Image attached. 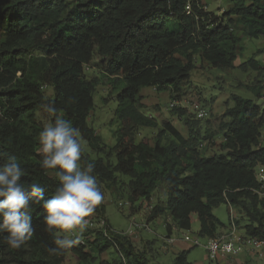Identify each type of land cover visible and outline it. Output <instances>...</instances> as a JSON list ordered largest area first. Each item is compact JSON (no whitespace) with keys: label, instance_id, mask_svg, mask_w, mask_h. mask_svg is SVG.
Returning a JSON list of instances; mask_svg holds the SVG:
<instances>
[{"label":"trees","instance_id":"trees-1","mask_svg":"<svg viewBox=\"0 0 264 264\" xmlns=\"http://www.w3.org/2000/svg\"><path fill=\"white\" fill-rule=\"evenodd\" d=\"M233 1L217 16L205 11L200 0H0V162L15 157L22 182L39 184L45 198H51L58 180L52 170L40 167L38 134L43 127L36 116L42 112L49 118L41 108L47 102L79 129L80 140L102 153L100 136L88 126L99 78L88 79L85 72L94 64L112 89L122 85L115 98L119 127L114 153H106L107 160L82 154V166L94 163L99 183L128 179L131 203L147 202L160 184L167 194L165 208L155 207L151 220L166 211L177 231H189L195 216L198 235L213 239L225 226L212 211L225 204L247 220L244 236L264 243V196L254 193L259 189L255 170L264 161V109L232 96L233 107L206 120L200 135L198 120H189L182 108H170L189 128L188 138L164 122L154 145L137 140L140 129L157 127L142 112V88L170 92L180 100L196 56L216 70L234 69L240 43L236 22L244 37L264 40V0ZM246 62L241 68L262 71L253 58ZM44 88L51 90L49 98ZM261 90L252 89L257 97ZM166 133L172 140L161 145ZM217 136L220 153L200 155L194 142L210 145ZM30 213L34 233L19 249L9 248L0 235V264H63L67 253L82 263L93 261L83 243L50 255L55 236L45 230L42 202L33 203ZM92 215L105 226L91 242L97 253L113 248L128 264H150L154 241L139 252L129 236L111 230L102 203ZM164 225L170 233L168 221ZM187 255L177 253L172 264H191Z\"/></svg>","mask_w":264,"mask_h":264},{"label":"rangeland","instance_id":"rangeland-1","mask_svg":"<svg viewBox=\"0 0 264 264\" xmlns=\"http://www.w3.org/2000/svg\"><path fill=\"white\" fill-rule=\"evenodd\" d=\"M248 3L251 0H241ZM235 1L233 0H200L203 9L214 15L221 16L224 12L229 10ZM235 20L237 18L233 17ZM236 34L240 38L238 58L235 61V68L228 71L216 70L208 64L201 62L199 58L195 57V69L190 75L188 82L181 86L180 100H174L170 92L157 93L153 88H142L140 95L142 96V104L144 106L142 112L149 117L155 119L157 127L154 129H140L137 132V140H146L150 146L154 145L157 139L158 132L164 128V122L170 123L184 138L190 136L189 128L184 126L182 121L170 111L169 105L173 101L181 103L182 108L186 111V116L189 120L194 119L192 107L199 105L208 112V118L199 121L200 125L197 128L202 135L204 133V125L206 120H214L221 117L226 110L233 107L234 103L232 96L251 101L255 106L264 109V40H250L243 36L242 27L239 22H236ZM254 59L259 63L262 71H255L250 68H241V66L248 59ZM88 79L99 78V84L93 93V111L90 113L88 119V126L92 128L101 138L103 151L101 154L93 152L86 142L80 140L82 145V154H87L91 159H96L98 156L106 159V153H114V145L117 141V130L119 127L115 112L118 109L116 102V95L122 89V85L118 88L112 89L106 79L101 78L100 70L95 68V65L90 66L89 70L85 72ZM252 89H262L259 91V96L252 91ZM46 98L51 96V90L44 88ZM37 120L44 127L50 123L49 118L43 115L42 112L37 113ZM172 137L166 133L160 138V144L169 143ZM210 145L207 143L194 142L197 145V150L202 156H213L220 153L219 144L222 139L217 136ZM113 162V157L110 158ZM103 192L102 205L104 207L105 219L107 224L113 232L122 233L129 236L137 251H141L144 246L150 249L148 261L150 264H172V261L177 253L181 251H188L187 260L191 264H264V250L262 257L253 255L249 252L247 247L237 244L235 253L226 255L234 258L220 260H210L203 248L207 239L198 235L199 222L195 216H192L191 229L189 231H175L171 237L175 240L172 246L167 247L161 240V237L166 236V230L162 227V221L167 222L168 213L165 211L156 220H151L152 211L155 207L165 208L167 199L166 190L159 184L150 195V199L146 201L139 200L131 203L129 197V180L118 176L114 184L99 183ZM233 210V211H232ZM233 212L234 225L239 234L244 236V226L247 220L239 211L232 209L229 206L222 204L213 209V215L225 227L229 224V214ZM88 221L87 230L83 233L79 243H83L85 250L91 253L93 261L89 263L79 262L72 254L67 253L64 257L63 264H128L119 253L110 248L102 254L96 252L92 248L91 242L94 240L97 232H102L104 227L101 225V219L91 215L86 217ZM164 222V223H165ZM169 222L172 223L170 220ZM146 224L152 233L143 231L137 232L135 235H129L127 230L130 224ZM169 225V224H168ZM170 226V225H169ZM61 235L60 232H57ZM223 232L221 231L220 234ZM197 238L199 246L193 247L191 243L184 242L183 237ZM154 241L152 245L149 243ZM164 247L165 251H162ZM148 251V250H147ZM218 259V258H217Z\"/></svg>","mask_w":264,"mask_h":264},{"label":"clouds","instance_id":"clouds-1","mask_svg":"<svg viewBox=\"0 0 264 264\" xmlns=\"http://www.w3.org/2000/svg\"><path fill=\"white\" fill-rule=\"evenodd\" d=\"M49 118L38 134L43 159L40 167L52 170L58 185L51 198L39 184L22 182L23 170L15 157L0 162V235L11 249H19L34 233L30 208L41 203L45 230L52 233L54 247L50 255H60L81 240L87 230L86 217L93 214L103 200V192L94 175L95 164L82 166V145L79 129L57 115L54 103L41 105ZM60 232L61 235H55Z\"/></svg>","mask_w":264,"mask_h":264},{"label":"built area","instance_id":"built-area-1","mask_svg":"<svg viewBox=\"0 0 264 264\" xmlns=\"http://www.w3.org/2000/svg\"><path fill=\"white\" fill-rule=\"evenodd\" d=\"M186 13L189 14L190 8L187 5ZM264 89V86H263ZM170 108H182L181 103L177 101H173L170 105ZM183 109V108H182ZM192 111L194 113V119L198 121H203L208 118V112L202 108L199 105H195L192 107ZM264 135V132H263ZM255 179L257 183L259 184V189L254 191L259 197L264 196V161L256 168L255 170ZM234 217L230 214L229 218V226L230 229L228 232H224L213 239H207L206 244L203 245V248L207 254L208 259L210 260H216L219 255H232L235 253V247L237 244H241L244 247H247L249 249V252L253 255L262 257L263 250H264V243L261 241H258L254 238H249L246 236H243L239 234L236 230V227L234 225ZM101 225L103 227L104 223L101 221ZM174 230H177L174 228ZM143 231L146 233H152L149 229V226L146 224H138V223H132L129 226V229L127 230V233L129 235H135L137 232ZM127 235V234H126ZM165 246H172L175 242V240L171 236H166L163 239ZM184 242L191 243L193 247L199 246V240L197 238H189L188 236L183 237Z\"/></svg>","mask_w":264,"mask_h":264},{"label":"crops","instance_id":"crops-1","mask_svg":"<svg viewBox=\"0 0 264 264\" xmlns=\"http://www.w3.org/2000/svg\"><path fill=\"white\" fill-rule=\"evenodd\" d=\"M233 211V210H232ZM230 214L232 215V217H236L235 216V214L233 213V212H230ZM230 214H229V218H230ZM167 221H168V224H170V226H171V230H170V233H168L167 231H166V236H171L172 235V233L173 232H175V231H177V230H174V225L171 223V222H169L170 220L169 219H167ZM191 223H192V218H191ZM162 227L165 229V225H164V221H162ZM229 229H230V226H229V224H228V226H226V227H224L223 229H222V232L224 233V232H228L229 231ZM166 230V229H165ZM177 232H179V230L177 231ZM166 236H164V237H166ZM164 237H161V240L164 238ZM162 242H163V240H162ZM164 243V242H163ZM167 247H169V246H166V250H168L167 249ZM163 250H164V247H163ZM182 252V251H181ZM226 258H227V256L226 255H219L218 256V259H216V261L217 260H220V259H225L226 260ZM230 260H233L234 258H232V257H228ZM227 258V259H228Z\"/></svg>","mask_w":264,"mask_h":264}]
</instances>
